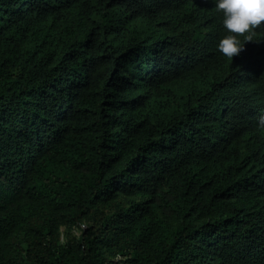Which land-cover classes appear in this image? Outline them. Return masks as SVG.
Wrapping results in <instances>:
<instances>
[{
    "label": "trees",
    "instance_id": "16d2710c",
    "mask_svg": "<svg viewBox=\"0 0 264 264\" xmlns=\"http://www.w3.org/2000/svg\"><path fill=\"white\" fill-rule=\"evenodd\" d=\"M254 33L231 59L213 0H0V264H264Z\"/></svg>",
    "mask_w": 264,
    "mask_h": 264
},
{
    "label": "clouds",
    "instance_id": "9594fccd",
    "mask_svg": "<svg viewBox=\"0 0 264 264\" xmlns=\"http://www.w3.org/2000/svg\"><path fill=\"white\" fill-rule=\"evenodd\" d=\"M215 9L222 14V24L228 34L219 39L217 49L233 58L251 41L254 30L264 22V0H213ZM244 36L242 42L238 37ZM257 126L264 128V114L257 118Z\"/></svg>",
    "mask_w": 264,
    "mask_h": 264
},
{
    "label": "rangeland",
    "instance_id": "374dc122",
    "mask_svg": "<svg viewBox=\"0 0 264 264\" xmlns=\"http://www.w3.org/2000/svg\"><path fill=\"white\" fill-rule=\"evenodd\" d=\"M122 201H124V200H122ZM81 226H83V224H81ZM63 230H65V229L63 228ZM67 231H69V233L71 235H78V233L80 231V226L71 227V228L67 229ZM62 236H63V240H65L64 234Z\"/></svg>",
    "mask_w": 264,
    "mask_h": 264
}]
</instances>
